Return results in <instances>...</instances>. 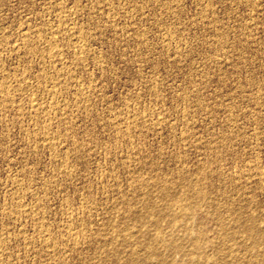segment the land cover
<instances>
[{
	"label": "rangeland",
	"instance_id": "rangeland-1",
	"mask_svg": "<svg viewBox=\"0 0 264 264\" xmlns=\"http://www.w3.org/2000/svg\"><path fill=\"white\" fill-rule=\"evenodd\" d=\"M0 94V264H264V0H0Z\"/></svg>",
	"mask_w": 264,
	"mask_h": 264
},
{
	"label": "bare ground",
	"instance_id": "bare-ground-1",
	"mask_svg": "<svg viewBox=\"0 0 264 264\" xmlns=\"http://www.w3.org/2000/svg\"><path fill=\"white\" fill-rule=\"evenodd\" d=\"M76 37H77V36H76ZM25 39H26V38H25ZM50 42H51V41H50ZM54 47H55V46H54ZM77 48H78V47H77ZM56 50H57V49H56ZM83 50H84V49H83ZM84 51H85V50H84ZM53 52H54V51H53ZM80 56H81V55H80ZM5 88H6V87H5ZM2 90H3V89H2ZM7 90H9V89H7ZM9 92H10V91H9ZM1 93H2V92H1ZM7 94H8V92H7ZM0 95H1V94H0ZM4 95H5V94H4ZM50 95H51V94H50ZM6 96H7V95H6ZM10 97H11V96H10ZM6 98H7V97H5V99H6ZM1 100H2V99H1ZM3 101H5V100H3ZM34 101H35V100H34ZM4 104H5V103H4ZM8 104H9V103H8ZM52 107H53V106H52ZM3 109H4V108H3ZM3 109H2V110H3ZM36 112H37V111H36ZM39 113H40V112H39ZM44 116H45V115H44ZM41 130H42V129H41ZM44 131H45V130H44ZM49 132H50V131H49ZM52 132H53V131H52ZM45 134H47V133H45ZM43 135H44V134H43ZM49 135H50V134H49ZM46 136H47V135H46ZM46 136H45V137H46ZM48 137H49V136H48ZM55 137H56V136H55ZM49 140H50V139H49ZM188 184H189V183H188ZM194 187H195V186H194ZM194 189H195V188H194ZM184 194H185V193H184ZM197 194H198V192H197ZM202 194H203V193H202ZM186 196H187V194H186ZM195 196H196V193H195ZM184 197H185V196H184ZM197 197H198V195H197ZM203 198H204V197H203ZM177 199H178V198H177ZM188 199H189V198H188ZM200 199H201V198H200ZM204 199H205V198H204ZM182 201H183V200H182ZM176 203H177V202H176ZM176 203H175V204H176ZM193 204H194V203H193ZM181 205H182V204H180V206H181ZM183 207L185 208L186 206H182V208H183ZM189 207H191V206H188L187 208H189ZM22 208H23V207H22ZM25 210H26V209H25ZM187 210H188V209H187ZM181 212H183V211H181ZM184 212L186 213V210H185ZM187 212H188V211H187ZM167 214H168V213H167ZM170 215H171V213L168 215V216H169L168 219H170ZM184 215L186 216V214H184ZM188 215H189V213H188ZM188 215H187V216H188ZM177 216H178V215H177ZM187 216H186V217H187ZM158 219H159V218H158ZM145 220H146V218H145ZM170 220L172 221L173 219H170ZM160 222H161V221H160ZM160 222L157 223V224H154V225H156V227H158V226H159L158 224H160ZM143 223H145V221H144ZM154 223H155V221H154ZM151 224H153V223H151ZM172 224H174V223L171 222V225H172ZM157 225H158V226H157ZM244 228H245V227H244ZM249 228H250V227H249ZM147 230H148V229H147ZM245 230H246V229H244V233H246ZM248 230H249V229H248ZM145 231H146V230H145ZM190 233H191V232H190ZM199 234H200V232H199ZM189 235H190V234H189ZM249 237H250V236H249ZM252 237H253V236H252ZM44 238H45V237H44ZM197 238H198V237H197ZM154 240H155V239H154ZM154 240H153V241H154ZM156 241H157V239H156ZM161 241H162V240H161ZM150 242H151V241H150ZM150 242H149V244H150ZM162 242H163V241H162ZM165 242H166V241H165ZM165 242H164V243H165ZM0 243H1V242H0ZM46 243H47V242H46ZM169 243H171V242H169ZM73 244H74V242H73ZM151 244L155 245L154 242L151 243ZM156 244H157V242H156ZM166 244H168V241L166 242ZM3 245H4V244H3ZM147 245H148V244H146L145 246H147ZM196 245H197V244H196ZM198 245H199V244H198ZM198 245H197V246H198ZM52 246H53V245H52ZM167 246H168V245H167ZM169 246H170V245H169ZM150 247L152 248V245H150ZM172 247H174V246H172ZM4 248H5V247H4ZM175 248H176V246H175ZM178 248H179V247H178ZM146 249H147V248L145 247V250H146ZM155 249H157V248H155ZM179 249H180V248H179ZM0 250H1V249H0ZM153 250H154V249H152V251H153ZM173 250H174V249H173ZM175 250H176V249H175ZM180 250H181V249H180ZM180 250H179V251H180ZM148 252H150V250H149ZM153 252H155V254H154L155 256H159V257H160L159 253H158V255H156V254H157L156 251H153ZM157 252H159V251H157ZM132 255H133V254H132ZM132 255H131V256H132ZM161 257H163V256H161ZM135 259H136V258H135ZM162 263H165V261L162 262Z\"/></svg>",
	"mask_w": 264,
	"mask_h": 264
}]
</instances>
